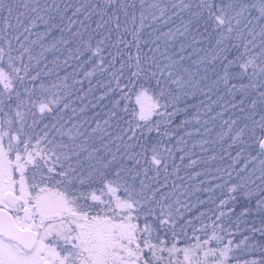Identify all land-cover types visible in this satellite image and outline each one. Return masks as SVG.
<instances>
[{
    "label": "snow or ice",
    "instance_id": "1",
    "mask_svg": "<svg viewBox=\"0 0 264 264\" xmlns=\"http://www.w3.org/2000/svg\"><path fill=\"white\" fill-rule=\"evenodd\" d=\"M0 264H264V0H0Z\"/></svg>",
    "mask_w": 264,
    "mask_h": 264
},
{
    "label": "trees",
    "instance_id": "2",
    "mask_svg": "<svg viewBox=\"0 0 264 264\" xmlns=\"http://www.w3.org/2000/svg\"><path fill=\"white\" fill-rule=\"evenodd\" d=\"M188 147H191V142L189 143ZM195 151L197 154H199V149H196ZM212 167H215V164H213ZM192 171L193 170H188V175H191ZM180 176L184 177V179L182 181H178V183H183V184L188 185L189 186L188 190L190 192L193 191V188H192L193 185L199 186L198 181L196 179H193V180L188 179V177L185 175V170L183 168L181 169ZM199 179H205V178L203 176H201ZM208 186H209L208 182L206 181L204 187H208ZM197 195L200 197V199H206L208 197V193H206V192L195 193L192 197L193 202H195ZM205 207H211V205H206ZM196 227H199V225L197 224ZM197 234H199V233H197ZM191 235H192V233L189 232V236H191Z\"/></svg>",
    "mask_w": 264,
    "mask_h": 264
}]
</instances>
